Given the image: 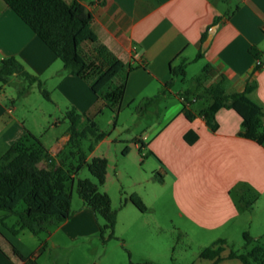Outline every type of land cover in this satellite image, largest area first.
Wrapping results in <instances>:
<instances>
[{
    "label": "crops",
    "instance_id": "1",
    "mask_svg": "<svg viewBox=\"0 0 264 264\" xmlns=\"http://www.w3.org/2000/svg\"><path fill=\"white\" fill-rule=\"evenodd\" d=\"M86 6L99 43L132 68L126 77L122 106L157 97L162 89L165 99L168 92L178 101L165 106L164 120L150 130L151 137L145 135L139 141L157 160L164 183L170 180L179 231L189 239L211 244L223 239L229 245L245 232L256 239L263 237L264 144L241 136V118L232 109L216 112L214 130L198 114L188 120L179 94L200 92L221 82L227 93H239L253 83L250 96L264 111V0H93ZM252 48L261 53L258 59ZM9 57L41 81L49 94L47 102L56 112L75 107L88 113L96 104L89 85L64 71L55 53L0 0V60ZM181 64L182 80L190 74L191 84L174 93L177 78L171 87L163 85L172 79L171 68ZM195 67L201 68L199 72H192ZM202 74L201 83H196ZM33 88L38 89L36 84L30 91ZM6 92V85L0 82V156L28 133L37 137L22 114H16L18 106L6 104ZM204 106V100H198L190 109L197 113ZM43 108L45 115L50 108ZM57 123L55 119L49 127L55 128ZM66 141L67 135H62L48 151L56 155ZM54 227L35 248H28L19 237L26 236L25 230L13 235L0 225V264H22L14 250L40 264H64L65 257L57 255V248H67L70 242L95 235L100 229L96 215L84 204ZM42 246L44 250H40ZM227 253L224 251L219 261L201 258L199 253L190 264H243L237 258H227ZM126 261L120 253L111 264L152 262L146 254Z\"/></svg>",
    "mask_w": 264,
    "mask_h": 264
},
{
    "label": "trees",
    "instance_id": "2",
    "mask_svg": "<svg viewBox=\"0 0 264 264\" xmlns=\"http://www.w3.org/2000/svg\"><path fill=\"white\" fill-rule=\"evenodd\" d=\"M55 53L62 62L63 70L70 75L78 76L88 85L104 106L117 113L121 106L126 85L127 74L132 68L113 56L106 47L99 43L92 24L93 16L86 4L93 0H3ZM251 52L258 59L261 53L255 48ZM206 65L203 69L205 73ZM172 79L163 87H171L175 78L184 76V64L171 68ZM13 75L21 77L27 87L18 91V97L25 96L32 85L36 84L41 94L49 100V94L39 79L25 70L14 57L0 60V82L9 84ZM204 75L195 79L201 83ZM255 84H247L244 91L227 93L224 83L204 87L200 92L184 91L179 94L184 106V114L188 120L196 114L202 116L208 126L216 129L215 115L221 108L234 110L241 118V136L264 144V111L261 103L250 94ZM147 100V104L155 100ZM204 100L205 106L193 113L190 105ZM102 109H98L100 113ZM89 113V112H88ZM81 113L75 107L65 111V118L70 125L67 130V141L63 148L52 155L40 140L27 134L11 145L0 156V225L6 227L13 235L27 230L39 235L68 220L71 211V192L66 183L72 182L82 167L86 166L98 184H104L107 175L108 160L103 156L92 157L87 162L86 153L81 148V141L92 137L89 151L103 140L105 134L99 132L94 117ZM141 142V141H139ZM43 163V165H42ZM77 192L85 207L95 215H100L104 225L100 226L99 235L103 242L113 239L115 213L111 209V200L107 193L99 192L97 185L89 179L77 181ZM139 210L145 206L137 195L129 199ZM23 203L24 209L18 211ZM14 217L15 223L8 227L6 220ZM108 236L105 239V232ZM245 247L250 250L239 252L233 250L225 240L213 242L200 252V257L215 261L221 260L222 253L228 251L227 258H237L243 264H264V236L253 238L247 232L243 234ZM40 250H44V246ZM22 264H40L36 258H25L16 250ZM149 264V263H145Z\"/></svg>",
    "mask_w": 264,
    "mask_h": 264
},
{
    "label": "rangeland",
    "instance_id": "3",
    "mask_svg": "<svg viewBox=\"0 0 264 264\" xmlns=\"http://www.w3.org/2000/svg\"><path fill=\"white\" fill-rule=\"evenodd\" d=\"M200 69L192 68V72H199ZM190 77L188 74L184 81L177 78L172 86L173 92L189 87ZM26 87L27 83L21 77H11L3 99L8 106L12 104L18 106L16 114L19 116L22 114L27 120L26 126L33 127L45 148L52 151V145L57 138L66 135L70 123L65 118V112H56L39 89L33 88L30 91V88V93L18 97V91ZM177 102L175 96L168 92L165 99L162 89L158 91L157 98L148 104L147 101L138 99L136 103L122 106L121 101L117 113L105 107L102 100L90 109L89 116L94 117L99 132H103L105 136L94 146L92 152L89 151L93 139L90 136L81 141V148L86 153L87 162L93 156H103L108 160L106 180L104 184H98L84 166L72 182L66 183V189L71 192L70 207L73 213L83 205L77 192L79 179H89L97 185L99 192L107 193L111 200V209L115 213L113 229L115 238L106 239L109 233L106 231L104 234L106 241L103 242L98 231L95 235L70 242L67 248L61 250L57 248V255L65 257L64 264H111L112 259L120 253L127 261L131 256L134 260L137 255L146 254L147 258L152 260L151 264H190L211 244V241L207 240L189 239L179 231L177 210L170 194V180L164 183V174L157 160L139 142L145 135L150 136V130L164 120L165 106ZM43 107L50 108L45 115L41 111L44 110ZM98 109L102 111L98 113ZM55 119L58 120L56 127H49L54 124ZM137 143L141 146H136ZM132 195L140 198L145 206L144 211L132 204L129 200ZM24 207L25 205L21 203L17 210L21 211ZM2 214L0 211V215ZM96 218L98 226H103V218L100 215H96ZM15 220L14 217H10L8 225L14 224ZM54 228L51 226L48 229L53 231ZM24 233L26 236L20 235L19 239L28 248H35V244L43 241L47 235V232H42L32 236L27 230ZM9 236L13 239L11 234ZM229 246L240 253L251 248L245 247L242 237L237 238ZM42 261L45 259L42 258Z\"/></svg>",
    "mask_w": 264,
    "mask_h": 264
},
{
    "label": "built area",
    "instance_id": "4",
    "mask_svg": "<svg viewBox=\"0 0 264 264\" xmlns=\"http://www.w3.org/2000/svg\"><path fill=\"white\" fill-rule=\"evenodd\" d=\"M212 29H213V27H210L209 28V31H212ZM258 65H260L261 64V62H260V60H257V62H256ZM181 100H182V98H180Z\"/></svg>",
    "mask_w": 264,
    "mask_h": 264
}]
</instances>
